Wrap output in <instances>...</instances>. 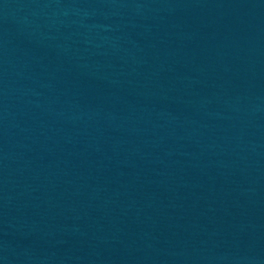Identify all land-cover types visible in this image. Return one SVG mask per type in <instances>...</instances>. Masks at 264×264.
I'll return each mask as SVG.
<instances>
[{
    "label": "water",
    "instance_id": "95a60500",
    "mask_svg": "<svg viewBox=\"0 0 264 264\" xmlns=\"http://www.w3.org/2000/svg\"><path fill=\"white\" fill-rule=\"evenodd\" d=\"M0 264H264V0H0Z\"/></svg>",
    "mask_w": 264,
    "mask_h": 264
}]
</instances>
